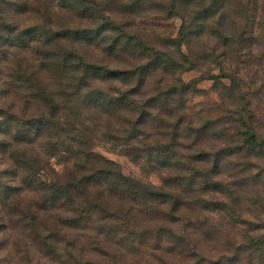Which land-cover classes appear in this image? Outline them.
<instances>
[{"label": "rangeland", "instance_id": "1", "mask_svg": "<svg viewBox=\"0 0 264 264\" xmlns=\"http://www.w3.org/2000/svg\"><path fill=\"white\" fill-rule=\"evenodd\" d=\"M0 8L26 28L22 41L0 39V106L48 112L39 86L57 108L24 160L64 183L80 164L74 150L92 151L118 166L134 200L105 194L101 215L73 211L78 200L34 203L52 246L10 229L0 264H264V0ZM79 59L93 67L86 85Z\"/></svg>", "mask_w": 264, "mask_h": 264}, {"label": "trees", "instance_id": "2", "mask_svg": "<svg viewBox=\"0 0 264 264\" xmlns=\"http://www.w3.org/2000/svg\"><path fill=\"white\" fill-rule=\"evenodd\" d=\"M4 15V9L0 8V39L2 35L8 34L9 36L12 35L11 41L14 37L16 41H22L26 28L20 29L17 24L8 20L5 21ZM92 68L89 63L79 59L73 70L77 73V79L85 82ZM79 84L80 82L75 84L76 90L71 95H76ZM37 88L38 94L33 96L37 101L41 100L42 103L45 102L48 105L49 110L46 113H43L42 109L39 108L36 114L32 112L26 116V112L19 116L15 114V111L5 112L6 109L0 106V118L6 117L2 121L0 120V241L4 237H9L10 229H19L32 242L44 248H50L52 244L48 242L47 236L39 231L36 222L37 215L34 210H31L34 203L40 201L54 203L57 200L75 202L78 200L73 211H78L81 207H89L88 210L92 213L101 215L106 211L104 206L105 194H115L121 198L126 196L132 201L134 200L129 196L130 187L123 184L126 178L118 166L113 161L106 160L92 151L83 148L74 150L76 159H80V164H73L75 165L73 170L75 173L69 181L64 183L54 180L44 181L41 179L43 170L35 159L33 160V167L24 160L27 158L25 145H29L35 140H41L48 125L57 116V108L53 99L47 94L43 97V89L39 86ZM104 97L101 95L96 98L100 100ZM110 97L112 103L122 100L119 97ZM47 113L48 115H46ZM138 114L140 115L141 112ZM7 134L12 138L11 142L4 139ZM243 142L254 145L256 140L252 135H246ZM26 191H30L34 196L38 195L37 200L32 204L30 200L29 202L25 201L22 196L23 192ZM64 205L65 203L59 204L62 207ZM68 219L66 221L70 222ZM51 253H55L54 249Z\"/></svg>", "mask_w": 264, "mask_h": 264}]
</instances>
